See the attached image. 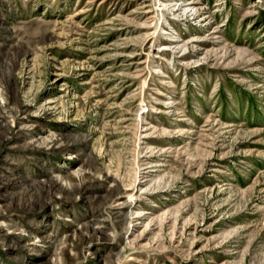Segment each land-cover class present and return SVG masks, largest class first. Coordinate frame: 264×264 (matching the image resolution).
<instances>
[{
    "label": "rangeland",
    "instance_id": "374dc122",
    "mask_svg": "<svg viewBox=\"0 0 264 264\" xmlns=\"http://www.w3.org/2000/svg\"><path fill=\"white\" fill-rule=\"evenodd\" d=\"M0 264H264V0H0Z\"/></svg>",
    "mask_w": 264,
    "mask_h": 264
}]
</instances>
